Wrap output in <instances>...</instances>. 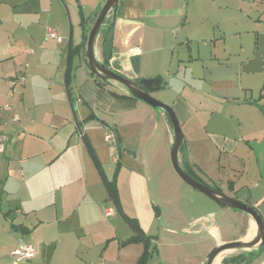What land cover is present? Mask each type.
<instances>
[{
    "label": "crops",
    "instance_id": "crops-1",
    "mask_svg": "<svg viewBox=\"0 0 264 264\" xmlns=\"http://www.w3.org/2000/svg\"><path fill=\"white\" fill-rule=\"evenodd\" d=\"M105 1L0 0V135L8 139L0 152V264H14V252L26 247L33 256L16 264H140L146 252L144 264H177L190 245L202 264L215 246L256 234L246 214L176 175L173 130L162 109L131 98L118 83L99 85L84 49L74 55L68 81L70 49L84 38L79 10L95 19ZM257 2L256 28L264 27V0L248 1ZM118 3L109 67L132 80L160 79L163 87L150 96L180 125L182 168L186 162L204 184L264 220V45L261 51L252 30L246 46L242 33L249 32L239 30L250 19L247 1ZM48 28L60 43L47 38ZM95 55L102 62L100 36ZM126 218L148 243H126L137 234ZM223 253L212 264L237 263H225Z\"/></svg>",
    "mask_w": 264,
    "mask_h": 264
},
{
    "label": "water",
    "instance_id": "water-1",
    "mask_svg": "<svg viewBox=\"0 0 264 264\" xmlns=\"http://www.w3.org/2000/svg\"><path fill=\"white\" fill-rule=\"evenodd\" d=\"M118 2L119 0H106L104 2L99 13L90 25L89 29L86 31V34L83 38L82 48L85 50L86 61L90 72L104 84H109L110 82L120 84L127 91L131 98L140 101L153 109H162L167 114L173 130L174 140L170 149V162L176 175L186 185L198 191L199 193H202L212 201L216 202L218 205L224 208L242 212L250 217V219H252V221L255 223L256 234L253 239L246 242L233 241L219 244L206 255L202 264H212L215 258L225 251H242L252 253L256 250H260L264 246V220L258 211L245 203H241L231 197L224 195L220 191H216L206 186L204 183L198 182L194 178L190 177L180 165L178 160V152L184 142L180 125L170 107L160 103L150 96L151 92L163 87L161 80L152 78L140 79L138 82H135L134 80L123 76L110 67L107 68L102 62L97 60L95 55L96 39L99 36V31L108 15L110 13L112 15L116 14ZM137 62L138 61L136 58L132 60L135 69L137 68ZM155 210L158 214V209L155 208Z\"/></svg>",
    "mask_w": 264,
    "mask_h": 264
},
{
    "label": "rangeland",
    "instance_id": "rangeland-1",
    "mask_svg": "<svg viewBox=\"0 0 264 264\" xmlns=\"http://www.w3.org/2000/svg\"><path fill=\"white\" fill-rule=\"evenodd\" d=\"M189 1H191V0H189ZM245 1H247V6L245 8L246 11L244 13H246V15L248 17H250V19L249 18L246 19V25L239 26V28H240L239 30H241V31L248 30V32H249V34L247 36H246V34L242 33V35H244L243 36L244 37V41L247 44L246 46H248V43L250 44L251 41H252V37H253L252 30H254L255 32L258 31L259 32L258 38H259V41H260V50L262 51V45H264V27L262 25H260V24H259L260 27L257 26V28H256V26H255V24L257 23L256 22L257 17H258V15H260L261 5H260L259 2H257V3H255V6L253 7L252 3H250L248 5V1H251V0H245ZM186 3H188V0H183V4H186ZM191 6H192V4H191V2H189V7H191ZM229 7L231 8V12H230V15H229L231 17L230 18V22L233 23L234 20H235V18H234L235 17L234 16L235 12L232 11L233 10L232 1H231V4L229 5ZM239 21L241 23H242V21H244V18H243L242 14H240ZM232 25L233 24L230 23V29L227 32H232ZM249 50H250V47H249ZM117 85H119V87H123L120 84H117ZM153 99H155V98H153ZM155 100L159 101L158 99H155ZM239 235H240V232L230 233L226 238L234 239V238H238ZM167 243L169 244L170 242L167 241ZM195 248H196L195 246L190 245L188 250H187V252H186V254L184 253V249H186V248H183L182 258L179 259L180 261L177 262V264H195L199 260V257H198V254H197ZM191 249H193V250L191 251ZM164 250L166 252V257L167 258H170V256L173 255V253H171L170 247H167V248L165 247ZM242 253H245V254L242 255ZM246 253H247V255H246ZM252 253L253 254H250V252H242V251H227V252H224L223 255H224V257H227L226 260L224 259L225 261H227V263L237 262L236 264H246L245 262H242V259H236L235 260L236 257H239L240 255H242L243 258L248 259V261L251 260V262H253L252 264H260V262H262L261 264H264V246L260 250H256V251H254ZM174 254H176L177 258H179V255H180L179 252L178 253H174ZM242 256H240V257H242Z\"/></svg>",
    "mask_w": 264,
    "mask_h": 264
},
{
    "label": "trees",
    "instance_id": "trees-1",
    "mask_svg": "<svg viewBox=\"0 0 264 264\" xmlns=\"http://www.w3.org/2000/svg\"><path fill=\"white\" fill-rule=\"evenodd\" d=\"M119 4V3H118ZM119 6V5H118ZM118 6H117V9H116V13H117V10H118ZM100 8L101 6H98L95 13H94V16H97V14L99 13L100 11ZM79 13H80V20H81V27H82V30H83V37L85 36L86 34V31L89 29L90 25L92 24V22L94 21L93 18H91V20H86L81 12V9L79 10ZM116 15V14H115ZM115 15H112L111 13L108 15V17L105 19L100 31H99V36H100V42H101V49H102V63L107 67L109 68V60L111 59L112 57V54H113V43H112V30H113V21H114V18H115ZM89 22V23H88ZM80 51H84L83 48H82V45L81 46H77L75 48H71L70 49V55H69V69H68V81H69V72H70V68H71V64H72V59L74 58V55L78 54ZM85 63H86V66L87 68L89 69V66L87 64V61L85 59ZM89 74L94 78V80L99 84V85H104V83L102 81H100L98 78H96L91 72H89ZM118 96V95H117ZM121 97H124L123 95H119ZM182 149H184V142L183 144L181 145L180 147V151H182ZM183 164V163H182ZM187 163L184 162L183 164V169L184 171L192 178H194L195 180H197L198 182H201L203 183L199 178H197L195 176V174L191 171H189L188 169H186L184 166L186 165ZM107 188H108V191H109V194L111 196V198L118 204V198H117V193H116V188H115V185H112L110 183H107ZM206 185V184H205ZM207 186V185H206ZM209 187V186H208ZM211 188V187H210ZM213 189V188H212ZM216 191H219L218 189H214ZM126 221L130 224V226L134 229V231H136V236L130 238L127 240L126 243H131V242H136V241H139V240H143L144 242L148 243V241L150 240V237H147V236H144L142 235V233L140 232L139 228H138V225L136 224V222L133 220V219H129V218H126ZM250 254H253V253H250ZM149 256V253H145L140 264H144L145 261L147 260ZM245 257V256H244ZM239 257H236V259H239ZM234 260V259H233ZM225 263H227V261L224 260Z\"/></svg>",
    "mask_w": 264,
    "mask_h": 264
},
{
    "label": "built area",
    "instance_id": "built-area-1",
    "mask_svg": "<svg viewBox=\"0 0 264 264\" xmlns=\"http://www.w3.org/2000/svg\"><path fill=\"white\" fill-rule=\"evenodd\" d=\"M46 36L47 38L49 39H52V40H56L57 42H61V38L57 35V33L52 30V29H47L46 31ZM4 110L5 111H9L10 108L8 105H5L4 106ZM14 120H17V119H14ZM112 139V135L110 133H108L106 136H105V140L106 142H110ZM8 139L6 136L4 135H0V152L3 151L4 149V146L5 144L7 143ZM111 214V210L110 209H107L106 212H105V215L106 216H109ZM33 256V250L30 248V247H26L24 250L22 251H15L14 252V257L16 258V261L14 262V264H16L18 261L22 260V259H26V258H30Z\"/></svg>",
    "mask_w": 264,
    "mask_h": 264
},
{
    "label": "flooded vegetation",
    "instance_id": "flooded-vegetation-1",
    "mask_svg": "<svg viewBox=\"0 0 264 264\" xmlns=\"http://www.w3.org/2000/svg\"><path fill=\"white\" fill-rule=\"evenodd\" d=\"M135 82H138L139 80H134ZM242 255H244V254H242Z\"/></svg>",
    "mask_w": 264,
    "mask_h": 264
},
{
    "label": "bare ground",
    "instance_id": "bare-ground-1",
    "mask_svg": "<svg viewBox=\"0 0 264 264\" xmlns=\"http://www.w3.org/2000/svg\"><path fill=\"white\" fill-rule=\"evenodd\" d=\"M252 231H255V230H252ZM250 232V231H249ZM248 238V237H247ZM251 239V238H250Z\"/></svg>",
    "mask_w": 264,
    "mask_h": 264
}]
</instances>
